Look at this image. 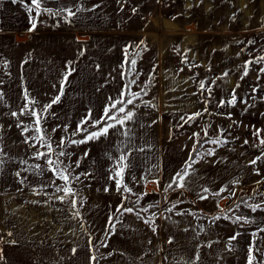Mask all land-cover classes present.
I'll return each instance as SVG.
<instances>
[{
  "label": "rangeland",
  "instance_id": "rangeland-1",
  "mask_svg": "<svg viewBox=\"0 0 264 264\" xmlns=\"http://www.w3.org/2000/svg\"><path fill=\"white\" fill-rule=\"evenodd\" d=\"M235 1L43 0L37 15L32 4L0 0V191L67 204L69 227L76 215L96 261L120 225L115 246L131 243L137 258L140 248L161 239L182 254L190 245L196 264H249L250 256L251 264H264V0H238L246 13L237 12ZM217 5L229 14H215ZM68 67L73 71L65 81ZM124 96L132 99L124 105L132 119L88 139L116 123L92 126ZM188 100L191 108L172 106ZM32 111L40 114L39 125ZM193 150L184 187L162 197L174 177L167 179L163 161L175 158L173 164ZM48 159L67 169V184ZM65 186L75 195L56 191ZM124 200L137 203L150 220L125 211L98 246ZM96 206L105 211L99 238L86 222ZM124 215L144 230L125 227ZM3 247L0 259L7 264L11 248Z\"/></svg>",
  "mask_w": 264,
  "mask_h": 264
},
{
  "label": "crops",
  "instance_id": "crops-1",
  "mask_svg": "<svg viewBox=\"0 0 264 264\" xmlns=\"http://www.w3.org/2000/svg\"><path fill=\"white\" fill-rule=\"evenodd\" d=\"M237 1L233 2L236 7L238 6L237 12L246 13ZM223 7L225 6L217 5L214 13L224 14L225 16L229 14V11L222 9ZM186 102L172 106L177 110L191 108V101ZM188 157L181 161L178 157L179 161L175 160L173 164L172 160L175 158L163 161V172L168 174L167 179L170 175L175 177L181 171ZM3 174L0 156V181L3 179ZM60 198V196L54 197L59 201ZM20 200H23V202H20ZM52 201L50 197H38L30 192L0 191V258L4 256V244H8L11 248L12 260L6 262L7 264H92L93 254L89 238L82 229H78L79 224L76 222L75 213V216L72 214L71 217H73L70 219V227H75L77 230V233L73 236L67 220V217L69 218L68 208L66 209L67 204L62 207L60 204L52 203ZM96 207L94 214L86 217V222L91 225L92 230H95L94 238H99L102 231L105 230V226L98 229L97 223L104 216L105 211L103 209L101 211L100 206ZM111 209L114 211V207H111L108 213ZM123 219L125 227L131 223L136 227V230H144L142 223L137 221L135 217L124 215ZM54 220H57V223H54ZM120 227V225L119 228L116 226L106 245L99 248L97 256L105 257L98 258L95 264H196L193 257L189 256L190 245H188V251L185 255L177 247L175 249L163 247L161 239L150 241L151 243L148 242L149 245L146 248H140L141 250L138 253L140 257L137 258L135 255L137 253L136 247H133L131 243L126 242L127 244L115 246V239L122 236L121 230L123 229ZM116 251L117 253H114ZM21 253L23 256H21ZM165 254L170 257L169 261H165ZM192 255H194V252ZM3 260V258L0 259V264L5 263Z\"/></svg>",
  "mask_w": 264,
  "mask_h": 264
},
{
  "label": "snow or ice",
  "instance_id": "snow-or-ice-1",
  "mask_svg": "<svg viewBox=\"0 0 264 264\" xmlns=\"http://www.w3.org/2000/svg\"><path fill=\"white\" fill-rule=\"evenodd\" d=\"M42 3H43V0H31V4L35 6V11H36V14L37 15L40 14V10H41V7H42ZM31 10L32 9L30 8V11ZM79 10L80 9H77V11H79ZM47 11L50 12L51 10H47ZM66 11H67V14H68L69 17L72 16V15H74V13L72 12L71 9H67ZM35 27H36V25H35V23H33L32 28L34 29ZM125 52H127V49H125ZM130 64L134 67L135 64H136V60L135 59H132L130 61ZM72 71H73V69H71L70 67H68V70H67V72L65 74V77H64L65 81L67 80V77L69 75H71V72ZM201 87H203V85H201ZM61 94H62V91H61ZM122 95H123V93H122ZM133 95H136V94H133ZM59 99H60V96H56L53 99L52 103L58 102ZM30 103H33V101H30ZM125 103L131 104L132 103V99H127L125 101L124 99L116 98L115 100H113L112 103H111V105H110V107H106L104 109L103 116L101 117V119L95 121L92 126L93 127L99 126L100 124L104 123L105 120L115 121L116 123L115 124H113V123H106L104 127L100 128L99 131L90 133L89 136H88V139L99 138L101 135H107L108 132H109V129L116 127V124H119L121 127H123V125L125 124V122L127 120H131L132 119V112L131 111H127V112L125 111V107H124ZM117 105H120V107L117 108ZM46 107H51V105H47ZM113 109H116V112L117 113H125V115L122 118L118 117V115H115V114L114 115H109V113ZM30 114L36 118L35 119V123L37 125H39L40 124V120H41L40 114L36 113L35 111H32ZM13 115H15V113H13ZM36 130L37 131H40L39 128H37ZM124 134L126 135L127 133H124ZM40 140H41L42 143H46L44 141L43 136L40 137ZM84 142H85L84 140L79 141V143H84ZM212 142L213 143H216V141H212ZM245 142H247V141H245ZM260 142H261V144H264V140H261ZM61 143H63V139L61 140ZM47 147L49 148V151H51V144L50 143L47 144ZM60 155H65V153L61 152ZM36 158H38V159L44 158V154L43 153H37V157ZM125 160H126V157L125 156H121L120 157V161H125ZM47 163L50 166H53L52 167V170H53L54 174L57 175L59 178L63 179L66 182V184H67V182L69 180V176L65 174L66 171H67V169H60L59 166H58L59 162H54L51 159H48L47 160ZM252 163L254 164V163H256V161L253 160ZM125 167H126V164H122L121 165V171L117 172L116 175L117 176H120L121 175V172L123 171V169ZM185 174L186 173H184V174H178L177 186L180 187V188H183L184 187L183 180H184V175ZM116 184H117V189L119 190V188H120V180H117L116 181ZM170 187H171V185H170ZM124 190L125 191H128L129 189L125 188ZM56 191L57 192L63 191L65 193V196L75 195V193L73 192V190L70 187H67V186H65L64 188L57 187ZM205 191H207V189H205ZM60 199L63 200V197H61ZM73 203H75V201H73ZM258 207H259V205L253 207L252 210L253 211H256V209ZM117 210L119 211V209H117ZM124 211H126V212H132L133 209L132 208H126V209H124ZM78 214L79 213H77V215ZM262 230H264V229H262ZM233 238H235V237H233ZM251 259H252V257L250 256L249 257V264H251Z\"/></svg>",
  "mask_w": 264,
  "mask_h": 264
},
{
  "label": "trees",
  "instance_id": "trees-1",
  "mask_svg": "<svg viewBox=\"0 0 264 264\" xmlns=\"http://www.w3.org/2000/svg\"><path fill=\"white\" fill-rule=\"evenodd\" d=\"M16 1L24 2V3H26V4H31V0H16ZM232 42H234V41H232ZM232 42H231V43H232ZM123 99L126 101L125 96L123 97ZM117 106H119V105H117ZM104 124H105V122L102 123V124H100L99 126H97V127H95V128H100V127H102ZM88 133H89L88 131H87V132H83V133L81 132V133H79L78 135L74 136L73 138H75V139H81V138H83V137H84L86 134H88ZM195 157H196V150H193V151L190 153L188 160L184 163V165H183L181 171H180L178 174H184V173L186 172V170H187V166H188V164L191 163V162H193L194 159H195ZM178 174L175 175V177H174L172 183L170 184L171 187L169 186L167 189H165V190L162 192V195H161L162 197H164V196H165L167 193H169L170 191H173V190H175V189L178 188V186H177V178H178ZM205 192H207V191L203 190L202 192H200V193L196 196V198H199V197L203 196ZM121 206H122V207H121ZM126 208H132V209H133L132 213L135 214V215L140 216L141 219H142L143 221H149V220H150V219H149V218L143 213V211L141 210L142 207H140L139 205H137V203H135V202H134V203H128L127 200H124V201L122 202V204L119 205V207L117 208V209H119V211L116 209V213H115V215L109 220V223H108V226H107L106 232H105V234H104L103 240L100 242V244H99L98 246H102V245L105 243L106 239L108 238V236H109V235L111 234V232H112V228H113L114 223H116V221L118 220V216H119L120 214H123V213L125 212L124 209H126ZM79 216H80V215H79ZM91 244H92V239H91ZM91 250H92V254H93V255H92V264H95L96 257H95V254H94V250H93V248H91Z\"/></svg>",
  "mask_w": 264,
  "mask_h": 264
}]
</instances>
